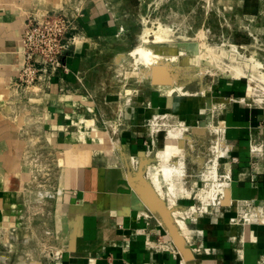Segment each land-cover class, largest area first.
I'll return each instance as SVG.
<instances>
[{"label": "rangeland", "instance_id": "rangeland-1", "mask_svg": "<svg viewBox=\"0 0 264 264\" xmlns=\"http://www.w3.org/2000/svg\"><path fill=\"white\" fill-rule=\"evenodd\" d=\"M104 1L114 13L116 31L92 41L84 56L77 89L92 102L94 109L88 117L83 146L74 147V153L104 162L108 159L113 162L110 164L119 158L118 164L131 175L140 168L145 176L149 171L159 175V170L152 166L184 163L182 177L173 182L159 175L160 190L166 206L169 200H175L172 209L181 213L191 231L190 226L199 218L218 214L228 202L233 203L228 172L233 156L228 144L226 113L238 104L264 111V0ZM30 17L33 16L27 18ZM157 31L165 37L168 34L164 39L170 41L169 47L156 44ZM155 45L157 48L163 45L161 49L168 48L172 53H177V45H184L179 49H185L191 58L194 55L197 58L199 52H194L198 50L225 53L234 49L241 59L250 60V65L242 62L236 67L237 72L230 69L234 56L231 52V56L225 54L218 61L221 65L216 62L210 65L209 59L202 61L210 55L205 51L196 59L197 64L202 63L195 68L187 63V69H177L180 62L165 59L164 63L171 64L166 70L164 65L148 64L140 54L141 49H153ZM186 45H193V50ZM249 75L253 80L248 79ZM40 91L32 86L17 92L18 103L11 109L15 118H22L27 126L22 132L25 131L29 145L21 155L23 170L29 174L26 188L32 192L31 188L41 187L36 198L43 200L52 198L51 188L57 183L55 178L65 159L46 146L41 131L35 129L40 119L34 117L31 104L33 94ZM173 134L172 148L165 151L168 137ZM250 148L259 149L254 152L264 155V144L250 142ZM225 182L228 184L223 193L217 191V185ZM172 185L174 192L170 190ZM212 189L215 200L209 196ZM235 203L240 211L244 209L239 201ZM143 207L146 218L159 223L167 234L159 217L148 205ZM187 236L189 239L191 232ZM0 251L4 253L1 256H10L9 261L0 258V264H17V249L9 255L4 248Z\"/></svg>", "mask_w": 264, "mask_h": 264}, {"label": "crops", "instance_id": "crops-1", "mask_svg": "<svg viewBox=\"0 0 264 264\" xmlns=\"http://www.w3.org/2000/svg\"><path fill=\"white\" fill-rule=\"evenodd\" d=\"M58 9L77 18L69 36L79 41L64 60L66 71L53 78L50 88L32 93L34 117L40 119L35 129L65 159L52 198L38 200L42 188H26L29 174L21 155L29 142L22 132L26 122L11 109L18 103L13 83L23 64L26 18ZM114 22L104 0H0V248L8 255L17 249V264H264V220L234 221L243 213L237 201L264 208V155L250 148V142L264 144V111L238 104L226 113L234 204L190 226V262L174 244L175 253L163 246L170 237L146 218L119 158L110 164L75 155L94 109L77 89L84 56L92 41L116 31ZM0 258L9 261L10 256Z\"/></svg>", "mask_w": 264, "mask_h": 264}, {"label": "built area", "instance_id": "built-area-1", "mask_svg": "<svg viewBox=\"0 0 264 264\" xmlns=\"http://www.w3.org/2000/svg\"><path fill=\"white\" fill-rule=\"evenodd\" d=\"M76 20L74 15L63 9L49 11L41 17L33 16L26 19L21 39L23 64L19 76L13 83L14 90L23 92L32 86H37L40 90L48 89L53 78L66 71L64 60L70 54L75 40V36H69V33L73 30ZM30 100L31 98L28 97L27 101ZM257 150L251 149V152ZM228 172L230 175V171ZM239 203L244 209L242 218L234 220L235 222L242 219L250 222L252 217L264 220V208L244 201ZM247 214L250 215L248 218H246ZM163 246L174 253L176 251L170 238L163 243Z\"/></svg>", "mask_w": 264, "mask_h": 264}, {"label": "bare ground", "instance_id": "bare-ground-1", "mask_svg": "<svg viewBox=\"0 0 264 264\" xmlns=\"http://www.w3.org/2000/svg\"><path fill=\"white\" fill-rule=\"evenodd\" d=\"M159 30H160V28H159ZM161 30H162V28H161ZM158 32L159 31H157V36H156V40L157 41H155L156 42V44L158 45V44H162V43H164V45L166 46V47H169V45L168 44H170L169 42V40H167V39H164V37L165 36H163L162 34L160 35V34H158ZM163 32H167L168 33V31H166V30H163ZM167 35L168 34H166V37L165 38H167ZM169 37V36H168ZM201 44V43H200ZM157 45H155L156 47L155 48H153V49H151V48H149V49H141L140 50V54L145 58V60H146V62L148 63V64H154L155 66H158V65H164L165 66V68H166V70H167V67H169L171 64L170 63H168L167 61L164 63V61H165V59L166 60H170L171 61V59H174L175 61L174 62H176V61H178L177 63H179L178 64V66H176L177 67V69H182V68H186V66H187V63L189 64V63H192V66H191V68H195V66L197 67V65L198 64H201L202 62L200 61L198 64H197V62H196V59L198 58V56H199V54H201V56H203V53H205V51H208L207 53L209 54L210 53V55H209V57L208 58H206L207 56H205V58H203L202 59V61H205L206 59H209L210 61L208 62L210 65H213V62H216V64L217 65H221V62H218L220 59H222V56H225V54H228L229 56H231V54H230V52L231 53H233V59L232 60H230V64L232 65H229V66H231L230 67V69H232V68H235V71L237 70L236 69V67L238 66V65H240L242 62H244V63H246V64H248V65H250V60H244V59H241V57H240V55L238 54V52H236L234 49H232V50H230V52L228 51V52H223L222 50H220V51H217V52H213V50L212 49H209V50H202V51H199L198 49V45H197V50L198 51H195L194 53H196V54H198V52H199V54H198V56H196L197 58H195V55L194 56H192V58L191 57H188V55H186L185 54V52L183 51V50H185V49H179V47H181V46H183L184 47V45H177V48H176V51H177V53H172L171 51H169L168 50V48H166L167 50H165V49H161V47L163 46H161L160 45V48L158 47L157 48ZM204 45V44H203ZM191 46H193V45H186L185 47L188 49H191V50H193V48L191 47ZM176 47V46H175ZM194 47V46H193ZM201 47V46H200ZM171 52V53H170ZM192 53H193V51H192ZM211 53L213 54H215L214 56H212L211 55ZM206 54V53H205ZM171 55H173V57L171 56ZM172 57V58H171ZM228 57V56H227ZM200 58V57H199ZM195 59V60H194ZM227 59H229V58H227ZM187 60V61H186ZM198 60V59H197ZM200 60V59H199ZM169 61V62H170ZM192 61V62H191ZM176 63V64H177ZM175 64V65H176ZM223 64H224V62H223ZM190 66V65H189ZM199 67H200V65H199ZM254 67V66H253ZM229 68V67H228ZM187 69V68H186ZM181 72V71H180ZM180 72H178V73H180ZM237 72V71H236ZM157 75H158V73H157ZM180 75V74H179ZM253 77H251L250 75L248 76V79H250V80H253L252 79ZM262 79H264V78H262ZM223 123V122H222ZM174 139H175V136H174V134L173 135H170L169 137H168V140H167V147H166V149H165V151H169L171 148H172V145H173V142H174ZM183 168H184V163H181V162H177V163H174L173 165H167V164H165V163H163L162 164V166L161 167H157V166H152V169H156V170H159V175L161 176V177H165L167 180H170L171 182H173V180L175 179V178H180V177H182V170H183ZM158 173V172H157ZM157 173L156 172H154V171H149L148 173H147V175H146V178H147V180L149 181V183L151 184V186H152V188H153V190H154V192L155 193H157V195L159 196V198L162 200V197H163V194H162V192H161V184H160V176L159 175H157ZM123 179V178H122ZM227 182H225V183H221L220 185L218 184L217 185V187H219L218 189H217V191H220L221 193H223V190L227 187ZM170 190H172L173 192H174V186L172 185L171 186V189ZM216 191V190H215ZM188 192V191H187ZM187 194H189V192L187 193ZM209 196H210V198H212V200H215V195H214V189H212L211 191H209ZM222 196V195H221ZM174 197H176V196H174ZM174 205H175V200L174 199H171V200H169V205L167 206V208L169 209V210H171L173 207H174ZM173 210V209H172ZM170 211L171 212V216H172V218L174 219V221H175V224H176V226H177V228H178V231H179V234L181 235V236H183V238H185V240H187L188 239V236H187V234L189 233L190 234V230H189V228L187 227V224L185 223V221L183 220V218L180 216L181 215V213L180 212H177V211ZM193 211H194V209H192ZM158 217H159V219H160V222H161V224H163V220H162V218L159 216V214H157V213H155ZM244 226V225H243ZM244 231V230H243ZM247 231V230H246ZM247 233H248V231H247ZM246 233V234H247ZM167 234L169 235V237H171L170 236V234H169V232L167 231ZM242 235V234H241ZM248 235V234H247ZM243 236V235H242Z\"/></svg>", "mask_w": 264, "mask_h": 264}, {"label": "water", "instance_id": "water-1", "mask_svg": "<svg viewBox=\"0 0 264 264\" xmlns=\"http://www.w3.org/2000/svg\"><path fill=\"white\" fill-rule=\"evenodd\" d=\"M127 180L135 189L143 203L148 205L154 214L157 213L162 218V225L165 230L169 232L171 236L170 239L182 258L187 262L192 261L194 255L191 249L187 246L185 238L179 234L178 228L171 216L170 210L154 192L142 168H140L135 175L129 176Z\"/></svg>", "mask_w": 264, "mask_h": 264}]
</instances>
